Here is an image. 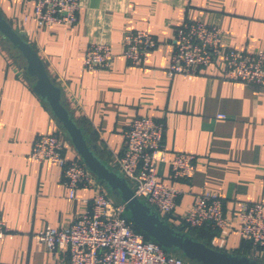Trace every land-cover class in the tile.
<instances>
[{
	"label": "crops",
	"instance_id": "1",
	"mask_svg": "<svg viewBox=\"0 0 264 264\" xmlns=\"http://www.w3.org/2000/svg\"><path fill=\"white\" fill-rule=\"evenodd\" d=\"M33 6L32 0H0V13L26 33L98 157L113 169L115 156L124 151L129 121L148 116L161 122L167 158L188 153L196 159L190 179L175 185L182 194L168 224L184 227L181 217L194 197L214 193L222 198L230 229L221 233L207 225L183 232L214 250L260 259L234 228L241 203L264 205V87L225 80L220 57L195 76L169 77L166 66L173 30L186 21L220 27L223 44L236 51H264V0H80L73 25L38 30ZM128 30L146 31L158 42L142 66H130L122 55ZM93 43L110 46V69H83ZM34 82L24 59L0 34V217L9 229L0 243V264H53V256L33 239L35 233L68 227L86 209L85 201L101 191L118 200L98 180L70 199L60 167L30 159L35 139L51 134L66 147L67 159L78 157L34 93ZM157 171L170 182L166 164Z\"/></svg>",
	"mask_w": 264,
	"mask_h": 264
},
{
	"label": "built area",
	"instance_id": "2",
	"mask_svg": "<svg viewBox=\"0 0 264 264\" xmlns=\"http://www.w3.org/2000/svg\"><path fill=\"white\" fill-rule=\"evenodd\" d=\"M32 2L37 30L73 25L80 8V0ZM157 45L148 32L128 30L123 35L122 55L130 66L139 67ZM219 57L225 80L264 87V51L231 49L223 44L220 27L202 21H186L175 27L166 72L169 77L195 76ZM112 62L110 46L93 43L87 48L82 64L84 70L92 72L110 69ZM163 132V124L148 116L129 121L123 131L124 151L115 156L112 167L129 183L136 198L167 221L182 194L175 185L190 179L196 159L188 153H172L167 158ZM65 153L66 147L59 137L51 134L35 139L29 157L60 167L69 198L75 199L78 189L92 188L98 181L77 156L71 160ZM161 163L168 166V183L158 175L157 166ZM85 202L86 209L68 227H45L33 235L53 256V264H190L136 232L125 213V203L110 199L105 191ZM181 220L187 229L209 225L221 233L227 232L231 225L222 198L210 192L196 195ZM234 229L252 245L256 257L264 259V205L252 201L241 203ZM8 234L9 229L0 217V243Z\"/></svg>",
	"mask_w": 264,
	"mask_h": 264
},
{
	"label": "water",
	"instance_id": "3",
	"mask_svg": "<svg viewBox=\"0 0 264 264\" xmlns=\"http://www.w3.org/2000/svg\"><path fill=\"white\" fill-rule=\"evenodd\" d=\"M0 34L25 61L26 73L35 79L34 93L47 104L78 157L109 194L125 203V213L132 224L166 251L179 252L186 260L197 264H264L254 259L223 253L194 240L174 228L155 213L145 202L134 196L129 183L105 164L89 145L83 131L77 126L61 102V90L49 77L46 67L33 46L25 40V32L12 28L0 13Z\"/></svg>",
	"mask_w": 264,
	"mask_h": 264
},
{
	"label": "trees",
	"instance_id": "4",
	"mask_svg": "<svg viewBox=\"0 0 264 264\" xmlns=\"http://www.w3.org/2000/svg\"><path fill=\"white\" fill-rule=\"evenodd\" d=\"M25 40L26 41H28L26 38H25ZM32 45V44H31ZM33 46V45H32ZM33 48L35 49V47L33 46ZM36 50V49H35ZM19 53V52H18ZM117 201H120V200H117ZM205 226H207V225H205ZM205 226H203L202 228H204ZM175 228V227H174ZM134 229H135V231L136 232H138V233H141V234H143L144 235V237H145V239H147V240H150V238L148 237V236H146L144 233H142L138 228H136L135 226H134ZM187 235H189V237L191 236L189 233H186ZM204 245H206L207 247H209V248H212V247H210L209 245H207V244H204ZM179 253V252H178ZM233 255H236V256H240V257H248V256H246V254L244 253V254H239V253H237V254H233ZM181 258H184L182 255L180 256ZM255 260H257V261H259V262H264V259H255Z\"/></svg>",
	"mask_w": 264,
	"mask_h": 264
},
{
	"label": "rangeland",
	"instance_id": "5",
	"mask_svg": "<svg viewBox=\"0 0 264 264\" xmlns=\"http://www.w3.org/2000/svg\"><path fill=\"white\" fill-rule=\"evenodd\" d=\"M174 253H175L176 256H179V257L181 256V254L178 253V252H174ZM190 263H192V262H190Z\"/></svg>",
	"mask_w": 264,
	"mask_h": 264
}]
</instances>
